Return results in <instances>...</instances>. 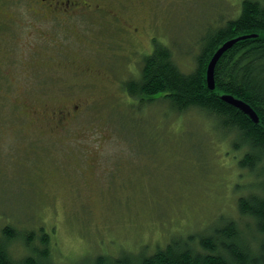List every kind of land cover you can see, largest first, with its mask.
Masks as SVG:
<instances>
[{
    "label": "rangeland",
    "instance_id": "1",
    "mask_svg": "<svg viewBox=\"0 0 264 264\" xmlns=\"http://www.w3.org/2000/svg\"><path fill=\"white\" fill-rule=\"evenodd\" d=\"M127 2L143 24L137 36L91 16L40 24L33 35L24 24L0 28V231L16 230L7 243L16 259L30 254L29 233L38 245L41 229L51 234L55 264L151 250L234 214L244 194L236 160L206 116L141 104L122 85L139 75L154 39L191 71L202 37L240 0ZM64 55L99 76L67 71ZM71 104L75 115L58 121L55 109Z\"/></svg>",
    "mask_w": 264,
    "mask_h": 264
},
{
    "label": "trees",
    "instance_id": "2",
    "mask_svg": "<svg viewBox=\"0 0 264 264\" xmlns=\"http://www.w3.org/2000/svg\"><path fill=\"white\" fill-rule=\"evenodd\" d=\"M232 14L202 37L191 71L182 69L170 46L154 39L153 51L142 56L139 75L124 80L123 88L141 104L160 102L176 116L194 110L211 121L241 173L238 185L244 194L237 198L235 213L151 250L98 255L90 264H264V0H240ZM253 33L257 36L238 41L221 56L211 90L207 68L216 50L230 38ZM225 93L248 103L259 122L222 99ZM16 236L10 225L0 231V264H55L49 232L41 229L38 245L32 233L25 236L30 254L22 259L7 246Z\"/></svg>",
    "mask_w": 264,
    "mask_h": 264
},
{
    "label": "flooded vegetation",
    "instance_id": "3",
    "mask_svg": "<svg viewBox=\"0 0 264 264\" xmlns=\"http://www.w3.org/2000/svg\"><path fill=\"white\" fill-rule=\"evenodd\" d=\"M127 1L129 0H0V28L16 29L24 24L31 29L33 35L37 32L40 24H43L44 27L48 25L51 27L57 25L66 27L69 26L71 20L78 16H91L94 19L97 17L99 22L104 24L112 33L119 31L122 27L129 36H137L143 24L137 22L138 18L136 16L139 14L135 9L132 11L130 2ZM126 16H130L134 20L130 21ZM142 20L139 19V21ZM52 23L53 25H50ZM36 42L37 44L40 43L38 39H33L30 44ZM132 42L129 41V43ZM103 43H105V40ZM112 43H114V40H112ZM114 47L108 50L111 53H103L110 56ZM53 58L56 59L55 56ZM64 58L58 62L67 71L73 74L78 73L77 75L99 76L100 70L90 65L85 59L82 60L79 57L67 55H64ZM52 62L51 60L47 61L50 66ZM77 107L78 105L73 106L72 104L62 106L55 109L54 113L60 117L58 121L63 122V119H69L75 115ZM40 117L39 115L35 116L36 119H40ZM55 124L57 123L55 122ZM57 127H59L58 124L55 129Z\"/></svg>",
    "mask_w": 264,
    "mask_h": 264
},
{
    "label": "water",
    "instance_id": "4",
    "mask_svg": "<svg viewBox=\"0 0 264 264\" xmlns=\"http://www.w3.org/2000/svg\"><path fill=\"white\" fill-rule=\"evenodd\" d=\"M257 34H242L233 38H230L228 40H226L214 53V55L212 56L209 64H208V68H207V83L208 86L211 90H214L216 87V83H215V68L216 65L219 61V59L221 58V56L230 48H232V46L237 43L240 40H244L247 38H251V37H256ZM222 99L228 101L229 103L237 106L239 109H241L242 111H244L246 114H248L256 123L259 122L260 118L257 114V112L245 101H243L242 99H239L237 97H235L232 94H222L221 95Z\"/></svg>",
    "mask_w": 264,
    "mask_h": 264
}]
</instances>
